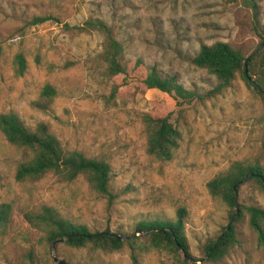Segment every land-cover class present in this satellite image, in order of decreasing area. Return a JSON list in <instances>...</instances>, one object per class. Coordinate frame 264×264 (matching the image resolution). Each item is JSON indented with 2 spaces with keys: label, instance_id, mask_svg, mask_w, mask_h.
I'll return each instance as SVG.
<instances>
[{
  "label": "rangeland",
  "instance_id": "obj_1",
  "mask_svg": "<svg viewBox=\"0 0 264 264\" xmlns=\"http://www.w3.org/2000/svg\"><path fill=\"white\" fill-rule=\"evenodd\" d=\"M256 1L257 27L264 32V0ZM39 16L47 19L34 24ZM88 17L110 25L130 65L135 59L154 64L202 96L179 120L180 143L169 160L156 161L147 153L143 115L162 116L174 100L144 89L136 79L110 96L113 79L100 56L103 34L77 28ZM217 40L244 56L257 47L260 38L248 5L240 0H0V112L13 110L32 128L45 122L65 148L106 161L111 195L107 200L92 192L82 176L64 181L48 172L19 183L14 172L22 149L0 132V204H8L12 213L0 236V264H131L125 245L111 253L88 245L71 248L63 239L46 242L22 217L42 206L90 232L108 230L134 241L144 235L135 230L138 222L173 220L174 210L182 207L188 251L200 256V243L228 223V211L206 190L208 180L233 160H256L264 168V91L260 95L235 76L213 92L215 76L192 62L200 43ZM16 52L27 63L20 76L13 72ZM45 83L56 95L42 111L32 102ZM235 202L264 209V191L243 184ZM237 232L236 244L221 260L202 258L200 264H264V247L255 244L246 215ZM138 260L168 264L152 249L140 252Z\"/></svg>",
  "mask_w": 264,
  "mask_h": 264
},
{
  "label": "trees",
  "instance_id": "obj_2",
  "mask_svg": "<svg viewBox=\"0 0 264 264\" xmlns=\"http://www.w3.org/2000/svg\"><path fill=\"white\" fill-rule=\"evenodd\" d=\"M240 1L248 5L252 11L254 29L260 38L257 47L249 55L244 56L240 50L226 41L200 43L191 59L197 67L204 68L215 76L217 83L213 92H219L227 87L235 76H239L247 85L251 84L248 77H252V85L261 95L264 91V32L257 27L259 5L256 0ZM45 19L46 16L33 18L34 24ZM77 28L82 31L95 29L103 34L100 56L105 64L106 74L113 79L110 96H115L118 87L136 79L144 89L153 88L164 92L174 100V107L162 116L154 118L148 114L143 115L147 133V153L156 161L169 160L180 143L179 120L189 107L200 102L202 96L185 88L174 75L162 74L154 64L146 65L142 60L135 59L130 65L129 60L124 58L122 43L112 35V28L105 20L88 17L84 25ZM12 61L14 74L22 75L27 69L22 53L16 52ZM134 72L138 74L133 76L135 74L131 73ZM55 95V88L45 83L39 91L37 100L32 102L33 106L45 111ZM0 132L7 143L22 149L14 172V179L19 183L35 182L48 172L64 181L82 176L92 192L110 200L109 164L100 158L85 156L80 150L65 148L49 130L47 123L40 121L32 128L24 124L13 110L2 111ZM246 183L264 191V168L256 160H233L225 170L216 173L206 183L209 196L221 202L228 211V223L218 235L200 243L198 258L192 257L188 251L184 231L187 212L182 207L174 210L173 220L138 222L135 230L144 234L140 241H134V237L115 240L108 230L90 232L85 226L72 224L46 206L40 207L35 213L23 212L22 217L31 228L43 232V239L50 244L63 239V243L71 248L88 245L111 253L125 245L131 264H140L138 255L149 249L165 256L168 264H196L195 262L202 258L215 262L221 260L230 247L236 244L237 225L243 215L247 216V226L255 234V244L264 247V209L254 204L242 205L235 202L236 193ZM11 218L10 206L6 203L0 204V236L7 232Z\"/></svg>",
  "mask_w": 264,
  "mask_h": 264
},
{
  "label": "water",
  "instance_id": "obj_3",
  "mask_svg": "<svg viewBox=\"0 0 264 264\" xmlns=\"http://www.w3.org/2000/svg\"><path fill=\"white\" fill-rule=\"evenodd\" d=\"M263 42H264V40H263ZM263 42H262V43H263ZM248 80H249V82H250L251 84H253V81H252V79H251L250 77H248ZM260 179L262 180V177H260ZM242 182H243V180H241L240 183H242ZM113 238H114L115 240H123V239H125L124 237H121V236H118V235L113 236ZM59 263H60V264H63V261H59Z\"/></svg>",
  "mask_w": 264,
  "mask_h": 264
}]
</instances>
